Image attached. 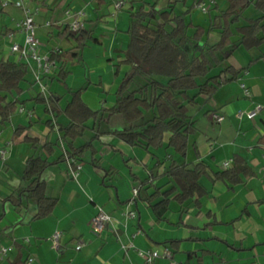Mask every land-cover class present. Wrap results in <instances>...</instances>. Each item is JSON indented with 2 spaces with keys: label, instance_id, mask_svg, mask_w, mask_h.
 I'll list each match as a JSON object with an SVG mask.
<instances>
[{
  "label": "crops",
  "instance_id": "0c3cea01",
  "mask_svg": "<svg viewBox=\"0 0 264 264\" xmlns=\"http://www.w3.org/2000/svg\"><path fill=\"white\" fill-rule=\"evenodd\" d=\"M115 1L118 0H30V5L39 9L34 20L40 51H77L69 30L61 37L58 35L65 27L66 9L82 10L84 28L92 31L98 40V43L88 42L78 51L79 60L63 63L68 72L64 83L57 80V68L46 77L47 91L40 97L55 94L64 105L70 98L69 89L86 86L81 99L89 108L112 107L118 84L129 69L120 64L118 76L114 75L115 65L124 60L129 43V38L125 41V32L130 11L145 3H155L158 9L172 4L175 11L176 5L182 2L184 12L197 5L195 0L189 5V0H127L115 12ZM216 1L210 7L214 15L219 10ZM1 2L0 58L16 62L9 47L23 42V35L17 29L23 12L12 5L3 7ZM251 9V14L247 10L236 25L261 15ZM192 11L183 18L205 30L199 43H216L218 29L209 27L212 12H202L207 15L202 22L190 18ZM220 66L232 67L240 73L236 80L220 85L212 96L201 97L196 106H188L194 130L187 137L183 157L173 156L163 147L146 151L111 133H101L92 141L94 156L86 151L82 157H74L75 164L64 160L42 172L40 179L46 185L45 194L56 199V205L45 218L36 220L33 219L36 203L18 192L27 185L23 179L25 163L31 156L52 162L64 153L66 144L62 142L58 125L66 126L67 121L59 116L58 125L52 119V130L45 125L51 115L35 102L39 92L32 74H28V82L24 83L19 97L26 100L21 106L28 112H16L0 126V150L5 152L4 160L0 158V246L9 247L0 264H143L136 254L138 249L161 252L164 248L170 249L173 258L182 264H264V42L248 51L238 47ZM241 84L250 92L249 97L244 96ZM257 104L262 108L253 119L236 117L237 111H249ZM212 114L222 115L223 121L215 122ZM19 125L29 127L20 136L13 137ZM86 125L87 130L74 142L75 146L94 136L96 126L92 122ZM128 127L121 115L114 114L99 130L114 132ZM25 136L37 138L39 144L31 146L23 141ZM167 137L168 134L164 141ZM44 142L56 144L51 154L41 150ZM234 155L244 160L251 174L241 175L240 182L234 185L214 179L216 172L227 169L223 167L225 161H232L228 168L233 166ZM93 158L98 167L92 164ZM172 160L178 165L190 164L203 170L200 184L207 196L200 198L199 204L190 200L178 204L170 200L165 220L157 222L143 200V189L135 199L131 190L141 187L144 180L151 186L149 191L162 186L168 189L165 174ZM17 200L16 205L13 201ZM96 206H101L111 217L101 234L91 230ZM125 210L133 211L135 217L125 219ZM55 231L61 233L57 249L51 243ZM170 240L178 241L176 250L170 247ZM78 242L81 247L76 249ZM152 264L167 262L157 259Z\"/></svg>",
  "mask_w": 264,
  "mask_h": 264
},
{
  "label": "trees",
  "instance_id": "16d2710c",
  "mask_svg": "<svg viewBox=\"0 0 264 264\" xmlns=\"http://www.w3.org/2000/svg\"><path fill=\"white\" fill-rule=\"evenodd\" d=\"M201 1L203 0H195V3ZM225 1L226 7L210 20L209 27L218 29L219 39L214 44H207L206 41L199 43L206 34L205 30L184 20L183 15L188 14L193 6L182 15L175 13L172 4L158 9L155 8V3H145L130 11L126 30L129 43L124 60L115 65L114 75L118 76L120 64L127 65L129 69L118 84L112 107H102L99 110L89 108L81 99L86 86L69 89L70 98L64 105L60 104L61 97L55 94L43 98L39 93L35 97V102L42 105L44 111L51 115V118L45 121L50 130L53 129L52 119L59 124L57 121L59 116L66 119L67 125H58L62 142L66 146L65 152L56 160L48 162L40 156H31L26 160L23 179L27 185L21 187L18 192L25 199L36 203L37 212L34 220L45 218L56 205V199L45 194L46 185L40 179L42 172L50 165L64 161L66 156L79 158L86 151H90L94 156L92 141L101 133H111L126 143L140 146L146 151L163 147L171 151L173 156L185 155L187 137L194 130L193 122L189 120L188 106H196L201 97H210L220 85L237 79L240 70L220 66L233 51L238 47L248 51L264 42V0ZM146 5H149V8ZM250 8H254L261 15L246 18L243 24L236 25ZM67 31L68 27L65 26L58 35L61 37ZM69 34L73 35L77 51L71 49L50 51V58L60 64L56 73L60 83H64L68 73L63 63L79 60L78 51H81L88 42L98 43L92 31L85 28ZM29 73L24 62L0 58V126L8 122L17 112V108L26 101L19 97L23 92L24 83L28 82ZM114 114L121 115L129 127L114 132L99 130V127L106 125L108 118ZM88 122L96 126L94 136L88 142L75 146L74 142L87 130ZM28 127L19 125L14 130L13 137L20 136ZM166 134L168 137L164 141ZM23 141L34 147L39 144L35 137L25 136ZM55 145L44 142L40 147L45 153L51 154ZM91 162L98 167L94 158ZM104 171L110 173L109 169ZM202 174L203 170H197L193 165H178L172 160L165 174L168 180L166 185L170 187L168 189H165L167 186L153 187L149 191L151 186L144 180L138 188V195L143 189V200L151 209L155 220L164 221L170 200L178 204L189 200L199 204V199L207 196V192L200 184ZM250 174L244 160L234 155L233 166L216 172L214 179L234 185L240 182L241 175ZM13 202L19 204L18 200ZM169 244L173 250L178 248L176 240H170Z\"/></svg>",
  "mask_w": 264,
  "mask_h": 264
},
{
  "label": "built area",
  "instance_id": "2783aa9c",
  "mask_svg": "<svg viewBox=\"0 0 264 264\" xmlns=\"http://www.w3.org/2000/svg\"><path fill=\"white\" fill-rule=\"evenodd\" d=\"M127 0H118L114 3V11H119ZM1 5L3 7L12 5L19 8L23 12V18L17 22V29L23 35V42L12 43L9 47V52L15 56L16 62H24L31 72L33 77V83L37 86L40 95H45L47 91V86L44 83V79L52 74L57 68V62L50 58V52L40 51L41 43L36 35V24L35 15L38 13L39 9L30 5V0H2ZM202 12H206L205 5L199 3L196 5ZM64 25L68 27L71 33H76L82 28H84V12L82 10L73 11L71 9H66L64 11ZM55 50L53 52H57ZM243 90V94L246 97L250 96V92L247 88L241 84L240 86ZM262 106L257 104L253 109L249 111L239 110L236 112L237 118H242L246 116L248 119H253L255 115L261 110ZM19 114H24L28 111L23 106L17 108ZM212 118L215 122L223 121L224 117L218 114H212ZM5 152L0 150V158L4 160ZM68 163H76L74 157H65ZM231 160L225 161L223 163L224 168H228L231 165ZM77 169L79 166L77 165ZM264 174V168H263ZM74 177L77 176L76 171H73ZM132 199H135L138 195V188H133L131 190ZM125 219H132L135 217L133 211L125 210L123 212ZM111 221V217L106 213L101 206H96V213L91 220V230L94 234H101L106 225ZM61 233L55 231L51 236V243L54 249L59 248ZM81 247V242H78L75 246L76 249ZM9 250V247L0 246V259L4 257ZM137 256L142 260L143 264H152L157 259L166 260L167 264H182L173 258V253L170 249L164 248L161 252L157 250H140L136 251ZM30 261V259H29Z\"/></svg>",
  "mask_w": 264,
  "mask_h": 264
},
{
  "label": "rangeland",
  "instance_id": "374dc122",
  "mask_svg": "<svg viewBox=\"0 0 264 264\" xmlns=\"http://www.w3.org/2000/svg\"><path fill=\"white\" fill-rule=\"evenodd\" d=\"M214 1H216V0H205L204 2H203V4L205 5V9H206V12L207 11H209V12H212V17L214 16V13H213V11L214 10H210V7L211 6H214ZM210 2H211V4H210ZM217 3H218V5H219V10H218V13H219V11L222 9V7H225V5H226V1L225 0H217L216 1ZM189 3H191V0H189V2L187 3V5H189ZM186 5V6H187ZM184 10H185V6H183V3L182 2H180V3H178L177 5H176V7H175V13L176 14H182L183 12H184ZM192 12H191V14H190V18H192L193 17V20H195V21H202V20H204V18H206L207 17V15H205L204 13H202V11L199 9V8H197V7H193L192 8ZM252 9L250 8L249 10H248V12L247 13H249V11H251ZM249 14H251V13H249ZM188 15V14H187ZM189 16V15H188ZM189 18V17H188ZM203 22V21H202ZM125 36L127 37V38H125L124 40L125 41H128V35H127V33L125 32ZM197 45V44H196ZM198 46V45H197ZM200 47H201V45H199ZM42 47H45V46H42ZM119 70H120V66H119ZM77 72H79V70L78 71H76V70H74V73H77ZM30 75H31V73H29ZM79 74V73H78ZM119 74V73H118ZM106 86H108V84L106 83ZM39 92V91H38Z\"/></svg>",
  "mask_w": 264,
  "mask_h": 264
}]
</instances>
